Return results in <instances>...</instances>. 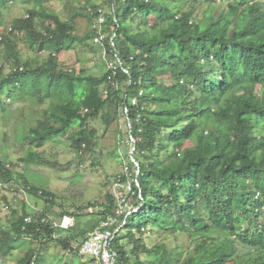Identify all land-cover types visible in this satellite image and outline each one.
Listing matches in <instances>:
<instances>
[{"label": "trees", "instance_id": "trees-1", "mask_svg": "<svg viewBox=\"0 0 264 264\" xmlns=\"http://www.w3.org/2000/svg\"><path fill=\"white\" fill-rule=\"evenodd\" d=\"M13 1L0 0V12ZM31 1L10 33L0 31V112L22 102L34 120L22 135L28 150L18 162H38L33 150L70 129V147L91 151L95 120L104 137L117 142L123 119L133 161L129 155V176L122 172L114 179L131 181L124 194L130 213L121 215L111 241L116 264H235L241 253L248 264H264V0H203V11L197 0H112L101 32L102 49L115 68L99 76L70 69L58 58L93 39L95 30L78 35L73 19L62 20L45 7L51 0ZM84 5L100 8L94 0ZM81 16L92 21L87 11ZM12 34H21L36 56L23 59L6 36ZM5 163L0 158L1 184L16 180L14 165L4 169ZM22 182L24 192L47 206L31 214L25 231L22 220L30 213L24 208L0 221V260L29 242L13 264H39L41 250L52 242L78 254L85 234L115 208L108 193L87 229H49L37 219L53 216V194ZM79 212L55 217L77 219ZM151 236H184L186 245L169 248L159 239L148 247Z\"/></svg>", "mask_w": 264, "mask_h": 264}, {"label": "rangeland", "instance_id": "rangeland-1", "mask_svg": "<svg viewBox=\"0 0 264 264\" xmlns=\"http://www.w3.org/2000/svg\"><path fill=\"white\" fill-rule=\"evenodd\" d=\"M111 1L94 0V4L107 12ZM202 1L197 0L196 6L203 11L205 6L202 5ZM33 5L31 0H14L9 7L2 9L0 12V31L10 27L16 18L26 17L27 10L31 9ZM217 5L225 7V2L217 1ZM45 7L56 13L62 20L73 19L76 34L85 35L92 32V21L90 22L86 16H81L87 8H90L84 5V0H51L45 3ZM6 36L14 40L23 59L36 56V50H29L25 46V40L21 34ZM2 49L0 45V61H2ZM43 56L44 53H41L40 58ZM108 58L106 49L95 45L93 39L82 45L75 44L72 49L60 54V60L64 66L82 70L85 75L92 76H99L107 69ZM4 70L7 72V65H5ZM6 106L8 107L7 104ZM30 114L31 108L22 102H18L11 111L7 109L0 112V158H5L7 163L14 165V174L16 175V180L9 182V186H3L6 183L0 186V207L9 206L7 212H0V221L5 223V219H8L10 212L14 210L19 211L24 208L31 215L46 208L47 205L43 200L27 192H22V181L27 179L36 187L53 194L54 204H48L52 212L51 215H53L50 217L53 220H58L67 215L55 217L56 214L74 212L80 208V217L72 219V229H87L86 227L97 218V213L103 210L100 204L106 201V195L108 193H115V195L122 193L121 191H114L116 187L113 184L115 176L125 172L128 165L127 158L131 152L126 123L123 119L120 121L121 135L119 141L114 142L112 136L106 135L104 137V127L99 120L91 121L90 126L97 130L95 146L91 151L75 152L70 147V138L75 132V129H70L67 136L47 142L41 148L33 150L40 157V160L25 166L18 160L27 154L28 142L22 138V135L25 133L26 127L34 122V120L31 121ZM88 202L96 203L97 206L86 207ZM159 239L166 243L169 248L178 245L183 249L186 245L184 236L173 238L151 236L145 240V244L151 247L153 244L159 243ZM34 246L35 244H32V247ZM28 247V241H21L18 248L6 258H2L0 262L13 264ZM72 247L75 246L72 245ZM246 251L247 249H245V253ZM40 253L43 257L39 264H95L93 261L90 262V257L63 250L55 242L49 243ZM242 254L244 253L236 258L235 264H248L247 256L243 257ZM142 259H145L144 256Z\"/></svg>", "mask_w": 264, "mask_h": 264}, {"label": "built area", "instance_id": "built-area-1", "mask_svg": "<svg viewBox=\"0 0 264 264\" xmlns=\"http://www.w3.org/2000/svg\"><path fill=\"white\" fill-rule=\"evenodd\" d=\"M125 1V0H121ZM88 15L92 17V26L91 28L95 30L96 36L93 38V43L98 45L99 47H103L104 35L101 32L102 26L105 22L104 14L105 11L103 8H97L93 10L91 8L86 9ZM6 34L11 32V28L8 27ZM117 62V61H116ZM106 68L108 70H113L115 68V63L113 60H108L106 62ZM135 100H131V104H134ZM10 167L9 163H5L3 165L4 169H8ZM127 170V171H126ZM125 175L129 176L128 168H125ZM3 185L0 183V186ZM116 188L114 191H121L122 193H118V195H114L115 198V208L113 210V214H110L106 217L105 221H102L97 225L93 231L88 233L81 241L78 246V254L80 256H87L93 259L96 264H116V253L111 249V241L118 229L117 227H113L118 225L120 222L121 215L125 213L128 215L130 212L126 211V203L124 194L131 191V187L129 182L124 184L120 183L119 180H115L113 184ZM126 185V186H125ZM3 186H9V182L4 184ZM22 192L24 190L22 189ZM9 209L8 205H4L0 207V212H7ZM33 217L31 215H26L22 222L21 230L25 231L26 225L32 223ZM37 222L39 224H47L49 229H60L67 230L73 224V220L70 216L64 215L58 220H53L49 216H41L38 217Z\"/></svg>", "mask_w": 264, "mask_h": 264}, {"label": "water", "instance_id": "water-1", "mask_svg": "<svg viewBox=\"0 0 264 264\" xmlns=\"http://www.w3.org/2000/svg\"><path fill=\"white\" fill-rule=\"evenodd\" d=\"M131 141H132V143H133V140H131ZM132 151H133V148L131 149V152H130V157H131V159H132V156H131ZM132 161H133V159H132ZM134 164H135L136 167L138 166L137 163L134 162Z\"/></svg>", "mask_w": 264, "mask_h": 264}, {"label": "crops", "instance_id": "crops-1", "mask_svg": "<svg viewBox=\"0 0 264 264\" xmlns=\"http://www.w3.org/2000/svg\"><path fill=\"white\" fill-rule=\"evenodd\" d=\"M58 58H59V60H60V55H59ZM60 61H61V60H60ZM92 261L96 264V262H95L93 259L90 258V262H92Z\"/></svg>", "mask_w": 264, "mask_h": 264}]
</instances>
